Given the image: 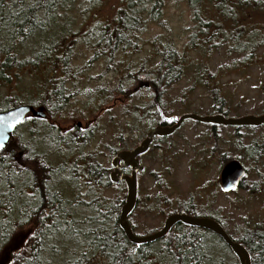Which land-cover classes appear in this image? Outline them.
<instances>
[{
  "label": "trees",
  "instance_id": "obj_1",
  "mask_svg": "<svg viewBox=\"0 0 264 264\" xmlns=\"http://www.w3.org/2000/svg\"><path fill=\"white\" fill-rule=\"evenodd\" d=\"M96 1L86 0L89 4ZM182 1L193 23L186 46L204 54L202 64L196 65L199 71L194 83L210 93L211 115L232 117L218 86L219 78L209 73L206 62L220 48L226 55L241 57L264 46V27L236 23L243 10L253 21L264 18V0ZM74 2L0 0V111L29 105L47 115L46 119L27 118L13 135L12 145L0 152V264H223L210 255L220 248L233 259L230 264H239L220 238L212 235L209 248L197 229L182 224L164 239L159 256L125 239L118 226L125 185L110 181L111 169L102 164L99 151L86 153L83 148L102 131L97 122L101 113L110 116L117 102L122 117L131 122L114 132L113 143L102 145L101 150L109 157L136 147L156 126L173 124L182 114L171 112L173 102L166 96L188 75L190 50H177L171 40L159 38L151 42L152 55L158 61L151 70L142 71L132 63L124 69L115 67L116 55L136 51L146 20L159 21L162 0H126L109 24L97 32L90 30L80 39L65 21ZM77 43L88 54L81 67L76 65L74 54ZM101 59L118 79L111 88H95L94 99L89 97L87 103H81L77 100L83 89L80 80L92 63ZM140 79L147 80V86L141 88L143 93L130 88ZM87 117L91 119L84 127L74 125L65 133L57 128L58 123ZM206 126L211 128L209 157L220 166L233 158L220 146L218 130L234 129L227 143L243 154L239 161L244 167L253 164L258 176L247 192L257 189L264 193V137L246 144L245 135L239 131L256 128ZM245 179L238 190H245ZM158 181L155 178L160 186ZM108 191L115 192L114 196L108 197ZM144 206V200L138 198L135 211ZM187 211L217 221L233 241L246 248L251 264H264V231L259 224L235 237L219 218L194 207ZM133 214L128 222L135 232L130 220ZM169 215L162 211L164 220ZM28 225L33 229L20 244L19 234L23 235ZM54 258L58 260L54 262Z\"/></svg>",
  "mask_w": 264,
  "mask_h": 264
},
{
  "label": "rangeland",
  "instance_id": "obj_2",
  "mask_svg": "<svg viewBox=\"0 0 264 264\" xmlns=\"http://www.w3.org/2000/svg\"><path fill=\"white\" fill-rule=\"evenodd\" d=\"M125 1L99 0L89 4L86 0H75L72 8L66 12L65 21L71 32L79 33L76 37L80 39L90 30L97 32L103 24H109L111 20L116 18ZM242 1L253 3L256 0ZM244 12V10L241 11L237 17L236 23L239 26L245 25L250 28V26L256 25L264 27V18L261 17V20L253 21V17H250L248 13L244 14ZM146 22L144 31L138 35L136 51L116 55L114 57L117 62L115 67L124 69L132 63L138 69L141 67L142 71L151 70L158 62L152 55L151 42L159 38L171 40L177 50L183 51L184 48L190 50L187 52V58L191 63L188 75L174 85L166 96L169 102H173L171 112H179L182 115L188 113L203 116L211 115L212 100L210 93L194 83L199 71L196 65L202 64L204 54L201 49L193 50L186 46L193 28L190 10L186 3L182 0H162V13L159 21L146 20ZM78 44H76L74 54L77 57L76 65L81 67L88 54L84 53ZM236 56L238 55H226L225 50L220 48L207 60V69L209 73H215L219 78L218 86L227 100L232 117L249 114L259 115L264 112V46H260L248 55ZM136 68L133 72L137 71ZM117 79L118 76L106 68L104 60L93 62L90 70L80 80V87L82 86L83 89L77 100L81 103H87L91 98L94 99L92 95L96 91L95 88H111ZM146 81L140 79L130 87L131 90L138 91L140 89L139 91L143 93L141 88L145 86ZM117 103L112 107L113 111L110 114L112 118L101 113L97 122L102 131L93 136L89 141L90 144L83 148L86 153L93 150L99 151L100 160L108 169H111V160L114 156L109 157L108 153L101 150L102 145L113 143L114 132L123 127L126 122H131L130 118L122 117ZM132 103L135 102L132 101ZM90 119L87 117L61 122L57 124V128L65 133L78 122L84 127L85 122ZM233 132V128L219 129L218 134L222 138L219 144L230 157L240 160L239 157H243V154L227 143L229 135ZM239 132L245 135L246 144L258 139V137H264V127L255 130L243 129ZM210 137L211 128L209 126L186 121L175 134L155 142L153 148L141 157L140 164L144 169L139 172L137 177L138 196L142 201L144 200L145 206L144 209L135 211L130 219L135 226L137 235H147L152 230L159 228L164 221L162 211L169 212V210H175L177 204L194 202L203 206L210 204L211 211L205 210L201 213L222 220L230 234L235 237L236 235L239 236L243 230L252 228L256 224H259L264 231V193L260 194L257 189H253L251 193L247 192L249 186L256 184L258 180V176L254 175L253 164L245 165L246 168H250L245 177L246 191L237 189L234 193H228L227 196L222 195L219 186V173L222 166L209 157L208 149L212 144ZM160 145L164 149L159 150L158 146ZM262 162L261 174L263 176L264 158ZM155 178L159 179L158 185L160 182V186L156 185ZM114 193L108 191L106 194L111 197L114 196ZM32 229L33 226L28 225L23 231V235L22 233L21 236L19 234L20 244L25 241ZM211 251L209 249V253ZM210 255L214 259L220 258L223 264L233 262L231 256L226 254L222 248L215 250ZM156 259H160V257ZM57 260L54 258L53 261ZM153 262H157V260Z\"/></svg>",
  "mask_w": 264,
  "mask_h": 264
},
{
  "label": "water",
  "instance_id": "obj_3",
  "mask_svg": "<svg viewBox=\"0 0 264 264\" xmlns=\"http://www.w3.org/2000/svg\"><path fill=\"white\" fill-rule=\"evenodd\" d=\"M145 86L147 85L145 84ZM12 114L16 115L17 121L11 120ZM0 117L9 118L8 122L14 124L11 128L4 127L3 124H0V133L6 137L4 146L0 147V152H2L8 147L13 139L14 133L27 118L46 119L47 115L45 112L35 109L32 106L21 105L0 111ZM186 121L222 127H259L264 124V113L260 115L249 114L240 117H224L220 114L204 116L194 113L184 114L178 119H175L172 126L155 127L147 133L146 137L133 150L118 152L111 160L112 172L109 175L112 183L123 182L126 188L124 202L119 212L118 226L124 234L125 239L134 246L151 244L164 238L176 224L203 229L220 238L224 245L236 257L239 264H251V257L246 248L238 242L233 241L217 221L208 217H194L179 213L171 214L164 220V224L160 230L147 236L135 235L130 227L128 219L133 213L138 199L136 175L143 170V166L139 163L137 157L147 152L154 137L169 136L177 131ZM76 125L80 127L81 123L78 122ZM125 168L131 170L129 175L123 173ZM244 177L245 168L243 165L236 159L228 161L220 169L219 178L221 189L226 192L236 189Z\"/></svg>",
  "mask_w": 264,
  "mask_h": 264
},
{
  "label": "flooded vegetation",
  "instance_id": "obj_4",
  "mask_svg": "<svg viewBox=\"0 0 264 264\" xmlns=\"http://www.w3.org/2000/svg\"><path fill=\"white\" fill-rule=\"evenodd\" d=\"M173 124H171V125H167V126H172ZM167 126H161V127H167ZM157 127V126H156ZM262 127H264V124L263 125H261V126H259V127H253V128H262ZM152 131V130H151ZM178 131V130H177ZM177 131H175L173 134H175ZM149 133V132H148ZM173 134H171V135H169V136H172ZM147 135V134H146ZM169 136H164V137H154L153 138V141H152V143H151V145H150V147H149V149H148V151L150 150V149H152L153 148V146L155 145V139L156 138H160V139H165V138H168ZM141 142V141H140ZM139 142V143H140ZM138 143V144H139ZM161 146V145H160ZM135 148V147H134ZM134 148H132L131 150H133ZM164 149V148H163ZM130 150V151H131ZM147 151V152H148ZM146 152V153H147ZM145 153V154H146ZM145 154H143V155H145ZM143 155H140V156H138L137 157V159L139 160V163H140V159H141V157L143 156ZM243 165V164H242ZM244 166V165H243ZM144 169V168H143ZM130 169L129 168H125L124 170H123V173H125V174H130ZM139 174V173H138ZM138 174H137V176L136 177H138ZM246 177V176H245ZM137 179V178H136ZM219 186H220V189H221V184H220V178H219ZM238 189V188H237ZM234 190H236V189H234ZM234 190H232V191H234ZM137 191H138V180H137ZM232 191H228V192H226V191H223L222 189H221V192H222V195H228V193H231ZM138 198H139V196H138ZM137 202H138V199H137ZM137 205V204H136ZM184 207V208H183ZM195 208V209H197V210H200L201 212L202 211H211V206H210V204H206L205 206H203V205H201V204H198V203H196V202H194V203H184V204H177V206H176V208H175V210H169V213H170V215L171 214H175V213H179V214H187V215H190V216H194V217H205V216H195V215H191L187 210H189L190 208ZM136 208V207H135ZM181 208V210L182 211H180V212H178V210ZM135 211V210H134ZM167 218V217H166ZM165 218V219H166ZM209 218V217H208ZM163 224H164V221H163V223H162V225L159 227V228H156L155 230H152L150 233H148L147 235H150V234H153V233H155V232H157L158 230H160L161 228H162V226H163ZM131 225H133L132 223H131ZM177 225V224H176ZM175 225V226H176ZM175 226H173L172 228H171V230L169 231V233L164 237V238H162V239H160V240H157V241H155V242H153V243H151V244H146V245H141V246H145L146 248H148L149 249V251H148V253L149 252H151V251H153L152 252V256H159L160 254H161V244L162 243H164V239H166V237L172 232V230H173V228L175 227ZM185 226V225H184ZM131 227V226H130ZM186 227H188V226H186ZM191 228V227H190ZM194 229H197V231L198 232H200L201 234L200 235H203L204 236V240H205V243H206V245L210 248V246H212V243H213V237H212V233L211 232H209V231H206V230H203V229H198V228H194ZM135 235H137L136 233H135ZM147 235H138V236H147ZM174 238H178V236H174ZM157 244V245H156ZM134 246V245H133Z\"/></svg>",
  "mask_w": 264,
  "mask_h": 264
},
{
  "label": "snow or ice",
  "instance_id": "obj_5",
  "mask_svg": "<svg viewBox=\"0 0 264 264\" xmlns=\"http://www.w3.org/2000/svg\"><path fill=\"white\" fill-rule=\"evenodd\" d=\"M11 120L12 121H17V117L15 114H12L11 115ZM9 118L7 117H0V124H3L4 127H7V128H11L14 126L13 123H9ZM6 139V137L3 136L2 133H0V147H3L4 146V140Z\"/></svg>",
  "mask_w": 264,
  "mask_h": 264
}]
</instances>
